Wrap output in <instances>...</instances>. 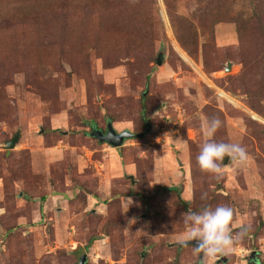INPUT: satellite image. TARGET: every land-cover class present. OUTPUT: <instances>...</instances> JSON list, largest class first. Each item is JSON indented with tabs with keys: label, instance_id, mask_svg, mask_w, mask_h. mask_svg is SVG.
<instances>
[{
	"label": "rangeland",
	"instance_id": "1",
	"mask_svg": "<svg viewBox=\"0 0 264 264\" xmlns=\"http://www.w3.org/2000/svg\"><path fill=\"white\" fill-rule=\"evenodd\" d=\"M78 2L0 0V264H200L182 214L217 205L250 229L206 264H264V0ZM214 117L249 154L219 178Z\"/></svg>",
	"mask_w": 264,
	"mask_h": 264
},
{
	"label": "clouds",
	"instance_id": "2",
	"mask_svg": "<svg viewBox=\"0 0 264 264\" xmlns=\"http://www.w3.org/2000/svg\"><path fill=\"white\" fill-rule=\"evenodd\" d=\"M221 126L222 121L218 117L205 118L201 125L204 142L196 157L200 169L217 178L223 175L222 162L225 157L237 166H244L249 161V154L240 143L217 142L213 139ZM181 142L187 143L186 140ZM201 198L206 199L207 193ZM182 217L185 232L177 243L181 247H192L200 259V264L215 260L218 255L227 254L236 243L244 239L250 229V225L245 224L234 233L232 225L234 209L229 205L205 206L199 211L185 212ZM193 241L194 245L190 243Z\"/></svg>",
	"mask_w": 264,
	"mask_h": 264
},
{
	"label": "water",
	"instance_id": "3",
	"mask_svg": "<svg viewBox=\"0 0 264 264\" xmlns=\"http://www.w3.org/2000/svg\"><path fill=\"white\" fill-rule=\"evenodd\" d=\"M231 67V63L228 62L225 70H229ZM92 127L94 130L90 132V136H93L97 138L102 143H108L109 145L113 147H119L122 146L124 141L126 139L132 138V137H143L146 133H148L151 129V126L149 123H146V128L143 132L139 133H133L132 131L128 129H124L122 131H116L112 125L111 121H107L106 123V132H102L100 129L95 128V124H92ZM19 133H16L14 137L7 141L5 144V148H12L14 147L17 139H18ZM228 161V157H225L223 160V164H226ZM131 176V175H130ZM132 178V177H131ZM191 244H195V241L190 242ZM178 247H181L178 243H176ZM252 258V255H251ZM223 259L225 260V257L223 256ZM86 260V254H82L79 258V264H84Z\"/></svg>",
	"mask_w": 264,
	"mask_h": 264
},
{
	"label": "trees",
	"instance_id": "4",
	"mask_svg": "<svg viewBox=\"0 0 264 264\" xmlns=\"http://www.w3.org/2000/svg\"><path fill=\"white\" fill-rule=\"evenodd\" d=\"M73 1H75V2H78L77 3V5H86V4H88V3H95V4H97V3H100V2H98V1H102V0H73ZM104 1H106V0H104ZM165 1V5H166V7H167V9H168V14H169V6H170V4H169V2L171 1V0H164ZM97 2V3H96ZM92 124H94V123H91V125ZM95 127H97L96 126V124H95Z\"/></svg>",
	"mask_w": 264,
	"mask_h": 264
},
{
	"label": "flooded vegetation",
	"instance_id": "5",
	"mask_svg": "<svg viewBox=\"0 0 264 264\" xmlns=\"http://www.w3.org/2000/svg\"><path fill=\"white\" fill-rule=\"evenodd\" d=\"M146 123H148V122H146ZM146 123H145V128H146ZM151 126V125H150ZM90 127H91V130H94V128L92 127V125L90 124ZM95 128H97V129H100V128H98V127H95ZM101 130V129H100ZM102 131V130H101ZM102 132H106V128H105V130L104 131H102Z\"/></svg>",
	"mask_w": 264,
	"mask_h": 264
}]
</instances>
